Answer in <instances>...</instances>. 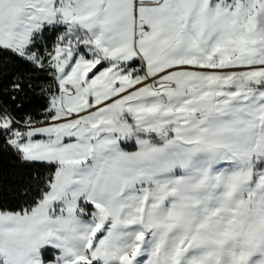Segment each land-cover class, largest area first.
<instances>
[{
    "label": "snow or ice",
    "instance_id": "1",
    "mask_svg": "<svg viewBox=\"0 0 264 264\" xmlns=\"http://www.w3.org/2000/svg\"><path fill=\"white\" fill-rule=\"evenodd\" d=\"M0 161V264H264V0H0Z\"/></svg>",
    "mask_w": 264,
    "mask_h": 264
},
{
    "label": "trees",
    "instance_id": "2",
    "mask_svg": "<svg viewBox=\"0 0 264 264\" xmlns=\"http://www.w3.org/2000/svg\"><path fill=\"white\" fill-rule=\"evenodd\" d=\"M9 162L8 161H0V170H3L5 172H8L10 171L11 169L6 167V165H8ZM10 177H6L5 178V182H7V180L9 179Z\"/></svg>",
    "mask_w": 264,
    "mask_h": 264
}]
</instances>
